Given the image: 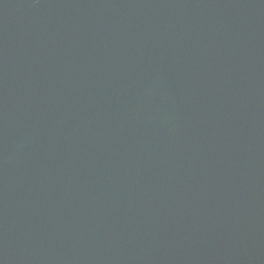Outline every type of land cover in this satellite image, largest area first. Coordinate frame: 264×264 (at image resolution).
<instances>
[{"label":"water","instance_id":"obj_1","mask_svg":"<svg viewBox=\"0 0 264 264\" xmlns=\"http://www.w3.org/2000/svg\"><path fill=\"white\" fill-rule=\"evenodd\" d=\"M0 264H264V0H0Z\"/></svg>","mask_w":264,"mask_h":264}]
</instances>
